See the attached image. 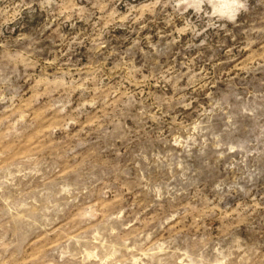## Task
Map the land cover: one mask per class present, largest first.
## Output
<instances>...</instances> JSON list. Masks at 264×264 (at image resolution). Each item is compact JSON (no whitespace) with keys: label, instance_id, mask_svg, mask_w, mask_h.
Segmentation results:
<instances>
[{"label":"rangeland","instance_id":"1","mask_svg":"<svg viewBox=\"0 0 264 264\" xmlns=\"http://www.w3.org/2000/svg\"><path fill=\"white\" fill-rule=\"evenodd\" d=\"M0 264H264V0H0Z\"/></svg>","mask_w":264,"mask_h":264}]
</instances>
